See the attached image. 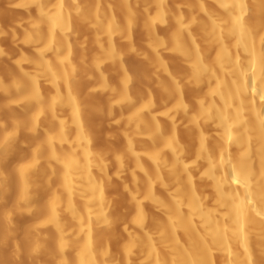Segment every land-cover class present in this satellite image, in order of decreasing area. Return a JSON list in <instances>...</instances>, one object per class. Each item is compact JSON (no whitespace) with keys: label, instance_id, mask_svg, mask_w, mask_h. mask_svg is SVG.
<instances>
[{"label":"bare ground","instance_id":"6f19581e","mask_svg":"<svg viewBox=\"0 0 264 264\" xmlns=\"http://www.w3.org/2000/svg\"><path fill=\"white\" fill-rule=\"evenodd\" d=\"M0 264H264V0H0Z\"/></svg>","mask_w":264,"mask_h":264},{"label":"rangeland","instance_id":"374dc122","mask_svg":"<svg viewBox=\"0 0 264 264\" xmlns=\"http://www.w3.org/2000/svg\"><path fill=\"white\" fill-rule=\"evenodd\" d=\"M107 130V128H105Z\"/></svg>","mask_w":264,"mask_h":264}]
</instances>
